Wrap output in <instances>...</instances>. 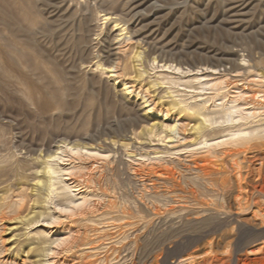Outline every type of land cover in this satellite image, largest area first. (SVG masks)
I'll use <instances>...</instances> for the list:
<instances>
[{
	"label": "rangeland",
	"instance_id": "374dc122",
	"mask_svg": "<svg viewBox=\"0 0 264 264\" xmlns=\"http://www.w3.org/2000/svg\"><path fill=\"white\" fill-rule=\"evenodd\" d=\"M0 48V264H264V0H0Z\"/></svg>",
	"mask_w": 264,
	"mask_h": 264
},
{
	"label": "bare ground",
	"instance_id": "6f19581e",
	"mask_svg": "<svg viewBox=\"0 0 264 264\" xmlns=\"http://www.w3.org/2000/svg\"><path fill=\"white\" fill-rule=\"evenodd\" d=\"M50 32V31H49ZM147 44H145V46H146ZM147 47H149V46H147ZM1 49V48H0ZM149 50H154V48H149ZM10 57V56H9ZM62 107V106H61Z\"/></svg>",
	"mask_w": 264,
	"mask_h": 264
}]
</instances>
